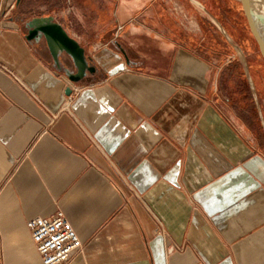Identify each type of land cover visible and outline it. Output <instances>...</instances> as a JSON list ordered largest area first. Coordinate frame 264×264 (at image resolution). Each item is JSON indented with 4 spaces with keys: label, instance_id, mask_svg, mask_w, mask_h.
Returning a JSON list of instances; mask_svg holds the SVG:
<instances>
[{
    "label": "crops",
    "instance_id": "1",
    "mask_svg": "<svg viewBox=\"0 0 264 264\" xmlns=\"http://www.w3.org/2000/svg\"><path fill=\"white\" fill-rule=\"evenodd\" d=\"M5 9L0 264H40L27 222L59 210L83 243L63 264H264V60L241 0ZM47 15L97 67L80 82L27 38Z\"/></svg>",
    "mask_w": 264,
    "mask_h": 264
},
{
    "label": "water",
    "instance_id": "2",
    "mask_svg": "<svg viewBox=\"0 0 264 264\" xmlns=\"http://www.w3.org/2000/svg\"><path fill=\"white\" fill-rule=\"evenodd\" d=\"M21 0H18V3ZM250 29L264 58V0H241ZM27 38H45L52 60L73 82H80L97 70L85 47L70 36L53 15L36 16L25 22ZM72 90H70L71 93Z\"/></svg>",
    "mask_w": 264,
    "mask_h": 264
},
{
    "label": "built area",
    "instance_id": "3",
    "mask_svg": "<svg viewBox=\"0 0 264 264\" xmlns=\"http://www.w3.org/2000/svg\"><path fill=\"white\" fill-rule=\"evenodd\" d=\"M4 2H0V12L5 6V13H8L16 4V0L6 5ZM27 225L41 256L40 264H63L73 252L83 248L79 234L62 210L52 216L31 218ZM175 248L180 249L172 246L171 250Z\"/></svg>",
    "mask_w": 264,
    "mask_h": 264
},
{
    "label": "rangeland",
    "instance_id": "4",
    "mask_svg": "<svg viewBox=\"0 0 264 264\" xmlns=\"http://www.w3.org/2000/svg\"><path fill=\"white\" fill-rule=\"evenodd\" d=\"M231 18H232V16H231ZM246 30H247V36H248L247 37V44L252 45L253 48H255L256 51H258V53H260L261 51H260L259 45H258L256 39L254 38V36H252L250 28L248 26H247ZM261 56H262V54H261ZM262 59L264 60L263 56H262Z\"/></svg>",
    "mask_w": 264,
    "mask_h": 264
},
{
    "label": "bare ground",
    "instance_id": "5",
    "mask_svg": "<svg viewBox=\"0 0 264 264\" xmlns=\"http://www.w3.org/2000/svg\"><path fill=\"white\" fill-rule=\"evenodd\" d=\"M263 12H264V9H263Z\"/></svg>",
    "mask_w": 264,
    "mask_h": 264
}]
</instances>
